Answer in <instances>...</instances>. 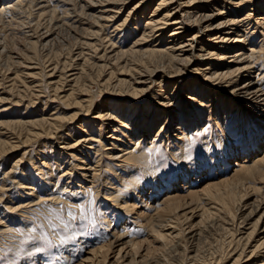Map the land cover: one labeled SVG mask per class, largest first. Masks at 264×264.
I'll return each mask as SVG.
<instances>
[{
  "label": "rangeland",
  "instance_id": "374dc122",
  "mask_svg": "<svg viewBox=\"0 0 264 264\" xmlns=\"http://www.w3.org/2000/svg\"><path fill=\"white\" fill-rule=\"evenodd\" d=\"M64 1L65 2L61 5H57L58 7H56V9L55 5L51 4V6H54V8L52 7L53 10L49 11V13H52L50 16L53 15L52 18L48 16L49 13L46 16H39L40 13L34 11V7H32L34 5L32 1L24 2L25 6L23 4L22 13H14V15L0 17V97L6 98L4 101L0 102V140L6 139L4 141L6 142V146L4 148L0 147V221H2V223L0 222V264H103L99 253L95 254L93 251L101 247V245H106L107 247V244H109L108 242L111 241L113 245L108 251L104 264H209L219 257H222V260L218 264H231L239 249L242 248V244L245 242V239L239 240L240 235L249 232V223L256 219L255 216L252 220H248L246 218L247 211H249L255 203L261 202L264 205V162H258V160L264 158V137L258 144L259 147H257L255 151L252 150L247 158L243 153H240V151H235V153L231 151L227 153L228 144H230L231 141L235 142V146L237 145L236 147L241 144L242 135H240V132L245 128H251L248 124L252 126L253 116L245 115L243 112H246V110H242L240 114L237 113L235 115L237 116V120H233L231 124L228 122L224 123V126H219L216 122H212L211 120L209 121L210 123L204 121L206 120L204 119L206 116L204 114L207 113H201V109H204V106L200 107L201 109L198 108L196 99L199 96H203V99H205L206 96H212V93L201 89L199 85L195 88L190 87V90L187 88L183 89L187 86V81L191 84L194 83L195 75L192 74L193 68H191V70L187 69L188 71L185 72L183 68L176 70L177 67L175 66L177 65H175L173 69L168 66L165 67L167 70H175V76L173 75L174 80L172 79V84L167 85L162 82L161 85L163 87L167 86L176 89L178 94H170V91L167 90L168 88H165L163 93H161V91L159 92L156 84L159 79L155 81L154 85L150 86V89L147 90L143 97L137 96L136 98L125 99V101H129L127 103L128 107L122 104L124 100L121 102L119 99L113 100V97L108 94V92L99 94L95 86L98 79V71L100 70L97 66H107L108 64V71H112V75L118 77L120 76L119 66L123 65L124 62L125 68L132 67L135 69H142L144 64L142 62L147 61L146 53H142L141 55L138 54L136 55L137 57H133L131 54H125L122 56L123 58L121 55H114L113 61V57L111 56L113 54L109 55L107 52L108 50L112 49V51L116 53L130 47L132 52H142L144 48L145 50L153 49L154 47V49L161 50L166 48V44L168 43L166 40L168 35L166 34L169 32L167 29L163 30L161 32L162 35L160 34L159 37L155 34V37H148V39L146 38L141 42L140 40L137 41L139 38L138 36H140L143 31H141V28L143 29L145 27L146 18L151 15L150 10L155 7V4L158 3L159 0H118L114 1L115 4L111 1L109 3H103L101 7H104L103 9L107 12H109L108 10L110 9H114L115 5L119 8V11L116 15L113 13L110 16L112 17L115 15L112 19L109 17L107 20H101L103 21L102 23L95 22V19L87 14L88 12L82 7L85 6V1ZM138 3L139 5L135 6ZM66 9H68V11ZM69 13L71 15H69ZM35 16H37V18ZM56 18L58 21L55 20V23L54 19ZM52 20L53 22H51ZM142 20L145 22L143 23ZM18 22L20 24H18ZM25 22H27V24ZM55 24H57V26ZM53 25H55V28L51 33V41H49L50 46L49 44H39L36 40L40 35L45 33L47 29L53 27ZM253 27L254 25L251 24V22L247 25L252 36L250 40H252L253 44L255 42V45L260 43L263 44V33L260 32L259 29L257 30ZM91 31H95V34L92 36ZM96 32H99V34ZM89 38L91 39L89 40ZM254 61V67L257 68L258 71L259 68L264 69V56L262 58L260 55ZM49 63H57V71L63 73L64 76L73 71L78 72V68H80V76L78 81H76V85L80 86L81 90L89 87V93L92 99V111H101V113L110 114L114 118L111 121H106L104 118L92 119L93 114L89 116L86 115V117L83 118L84 113L71 123L67 124V122H64L63 125H61L62 128L60 127V131H58L56 135L49 134V137V135L42 134L41 137H34L33 132L38 131L40 125L33 126L37 129H32V126L26 124L22 125V122L50 118L49 116L52 117L53 115V117L61 118L66 117L65 115L67 114L68 117L74 112V108L65 109V105L61 104V102L52 101L54 93H52L50 87L43 84L44 81L40 80V77L34 78V80L31 81V78L23 76V72H27L24 65L32 64L34 67H37L34 68L36 72L45 68ZM148 65L146 68L150 67V64ZM178 67L180 66L178 65ZM62 70H67V72H61ZM13 75L15 79L10 81V79L14 77ZM125 77L127 78L128 76ZM262 81L264 82V77ZM22 83L24 84L22 85ZM33 84L38 85V87L33 86ZM44 85L46 87H44ZM262 87L264 88V83ZM153 89L155 92L152 91ZM165 92L167 93L165 94ZM35 94L39 95L36 99L34 96ZM162 94H170L171 98L174 97V95H177V98L180 97L179 100L175 97L173 104L169 102L167 103L168 105H166L169 110V118L165 121L166 123H163L165 128L161 123L157 122L153 128L150 126L147 127L148 129H142L138 125V121L148 118H162L164 116L165 111L163 110V104H166V102L162 100ZM26 95L30 96L28 97ZM211 96L208 97L212 99L210 103H216V101H218L216 97L213 96L212 98ZM185 99H187L186 102ZM47 100H49V102ZM190 102L193 106L189 104ZM30 103H32V106ZM203 103L205 102H201V104ZM145 104L147 107H144ZM107 108L109 109L107 110ZM218 109V112H221V108ZM191 110L196 114L200 113L203 121L198 123L200 120L197 116H194ZM105 111H109V113H105ZM180 112H182V118L185 120L184 124L186 125H184V127L189 130L190 138L188 143H186V146H188L186 153L189 155L186 163L192 166L193 164L198 165L199 169L197 168V172L195 173L193 171L185 172L183 168L186 166H181L180 170H176L175 164L179 165V161L171 160L168 156L169 152L167 150L171 145H174V143H171V135L164 132L167 130V126L172 125L171 123L176 117L175 114L178 115ZM249 114L253 115V112H249ZM191 116L193 117L190 118ZM222 117H224V115ZM244 118L247 121H245ZM122 120L124 121L122 122ZM56 123L57 125L61 124V122ZM133 125L134 127H132ZM30 128L31 130L29 131L28 129ZM112 128L113 130H111ZM196 128H198V130H195ZM149 132L152 133V135L154 134V136H149V139H147ZM199 132H207V139L202 138ZM132 137H138L137 140L141 142L139 146L145 149L144 153L148 163L150 165H155V170H158L155 173L157 177L154 178L156 183L153 180L156 185L155 187L152 182H148V176L143 170H137L134 178L141 186L140 188L136 187L134 190L135 192H130L129 186L127 187L123 185L125 183L121 182L120 177L124 174H128V172L126 173L122 166L124 163L122 159H113L114 155H112L114 151L119 154L118 148L124 151V149L128 148L130 150L132 146V148L135 149L136 147L134 148L133 145L134 142L129 140ZM165 137L166 140L164 139ZM150 138H152L151 142ZM82 139H87V141L80 144L82 141L79 140ZM76 141H79V143H77L78 147L76 145V148L72 150L63 151V146L73 144ZM11 146L16 147L14 148L16 151L11 152ZM205 148L208 151L205 150ZM4 149H6V152H4ZM3 153L4 155H2ZM21 155V163L15 165L14 161ZM255 163H259L258 167L252 166ZM86 164L88 166H86ZM247 167H252L249 172H245ZM66 169L71 171H67ZM26 174H29L31 177V179L27 180L29 186L22 187L20 185L23 184L20 183L24 182ZM193 178H196L194 182L192 180ZM228 178L230 180L241 179V181H244L243 186L245 189L242 191L239 189L240 192L238 191L237 194L238 197L240 195L243 196V198L245 196V198H242L241 201L235 205L232 204L230 211H220L214 214L212 218L206 217L200 222V218L196 216L202 211L200 209H205V206L208 208L210 201L208 202V200L199 196L201 199L197 198V202H188L190 201V192L196 191L198 194L203 193V190L208 185L218 184ZM27 190L29 191L28 194ZM117 194H119V196L116 198ZM171 197H174L180 202L187 201L189 204L182 206V211H179L178 223L183 226L181 227V236H177L174 240L169 238L168 243L167 240L161 243L153 238L151 224L156 225L157 223H161L159 225H166L165 227L167 228L173 225L169 224V222L166 221L165 214L161 213L165 201ZM170 202V205L176 203L174 199L170 200ZM203 202H206L204 206ZM196 204L199 206L201 205L202 208L198 206V208L194 209ZM11 205H13V207ZM235 206H237V208ZM14 207H16V209ZM184 212L188 216L190 215L189 212L193 213V217L187 221H182V213ZM156 214L158 215L155 216ZM167 228L163 229L167 231ZM119 231L120 233H118ZM191 231L192 233L196 232L195 236L192 238L189 237ZM260 231L264 232V223L262 222H260L257 227V232ZM167 232H171V230ZM114 233L116 235H123L122 239L115 242V244L113 240L115 237ZM260 236L261 234H259V237ZM259 237H254V240H257ZM130 242H134L135 245L133 246L131 244L130 246ZM250 245H252V241ZM136 247H139V249L135 254L136 256L134 255L133 261V249ZM104 249L105 248L102 250ZM249 249L250 247L248 246L245 250L246 255L241 256L238 264H256L254 261L258 260L256 259L258 257L254 256L249 257V259L247 258ZM118 250H120L119 255H117ZM120 256H122V258H120ZM260 260L261 263H264V257H260L259 261Z\"/></svg>",
  "mask_w": 264,
  "mask_h": 264
},
{
  "label": "bare ground",
  "instance_id": "6f19581e",
  "mask_svg": "<svg viewBox=\"0 0 264 264\" xmlns=\"http://www.w3.org/2000/svg\"><path fill=\"white\" fill-rule=\"evenodd\" d=\"M25 1H32L34 3V5L32 7H34V11H38L40 13L39 16L40 15H45L46 16L49 13V11L53 10L54 6H51V4H54L55 5V9H56V7H58L57 5H61L62 3L65 2L64 0H0V17H5V16L7 17L9 15H14V13H22V6H23ZM84 1H85L86 4H85V6H82V7L84 8V10H86L88 12V13L87 12L86 13L90 17L95 19L94 20L95 22H101L102 23L103 21H101V20H107V18H109L113 13L116 15L118 13V11H119V8L116 5L114 6V9L108 10L109 12L104 10L103 9L104 7L103 8L101 7V5H103V3H109L111 1L112 3L115 4L114 1H118V0H83L82 2H84ZM142 1H145V0H142ZM72 2H73V0H72ZM80 4H82V3H80ZM137 5H139V3L136 4L135 6H137ZM24 6H25V4H24ZM66 10L68 11V9H66ZM150 11H151V13H150L151 15L148 18H146L147 21L145 23V27L143 29L141 28V31L142 30L143 31L141 32L140 36L137 35L139 37L137 39V41L140 40V42H141V41L145 40L146 38L148 39V37H153L155 34H157L156 36L159 37L161 32L163 30L167 29V30H169V32L166 34V35H168L167 39H166L167 42H168L166 44V48L164 50L154 49L155 47L153 49H149L150 48V46H149V48H148L149 50H145V48H144V50H142V52H138V51L137 52L136 51L132 52L131 51L132 49H130L131 48L130 47V48L126 49V50L124 49V50L118 51L116 53L113 52L112 49L108 50L107 52L109 53V55L113 54V55H111L113 57V59H112L113 61H114V55H117V56L121 55V57H122L125 54H128V55L131 54V56L137 57L136 55H138V54L141 55L142 53H146L147 54L146 55L147 61L146 62H144V61L142 62V63H144L143 67H145V68L142 67V69H138V68L135 69V68H132V67H128V65H127L128 68H125V65H124L125 62L120 60V61L124 62V64L122 63L123 65L119 66L120 74L119 73H117V74H119L120 76H118V77H114L112 75L113 72L112 71H108L109 70L108 69L109 68L108 64H107V66L106 65L97 66V68L99 67L100 70L98 71L99 74H98V79H97V81L95 83V86H96L97 90L99 91V94H102L104 92H108V94H110L113 97V100L119 99L120 102L122 100H124L123 101L124 103L122 102V104H125V105H127L126 107H128L127 103L129 101H125V99H127V98L128 99L136 98L137 96H140V97L142 96L143 97V95H145L147 90L150 89V86L154 85L155 81H157L158 79H159V81L156 84H157L159 92L161 91V93H163L165 88L166 89L168 88L167 90L170 91V94H176L177 93L176 89H173V88H170V87H167V86L163 87L161 85L162 82L166 83L167 85L172 84L171 81L173 82V80H174L173 77L175 76L174 75V71L175 70H172V71L171 70H167L165 67L168 66L169 68L173 69V67L175 65H177V66H175V67H177L176 70H178L179 68L180 69L183 68V71H185V72L188 71L187 69L191 70V68H193L192 69L193 70L192 74L195 75V81H194L193 84H196V85H193L189 81H187V86L184 87L183 89L187 88L188 90H190L189 89L190 87H194L195 88V87H197L199 85V86H201L200 87L201 89L206 90L209 93H212V96L210 95L212 98L214 96V97H216V100H218V101H216V103L212 104V103H210L212 99L208 98L210 96H206V98L203 99V96H199L198 95L199 97L196 99V102L198 104V108L204 106V109L200 108L202 110L201 113H203V112L207 113V114H204V115H206L204 117V119H206V120H204V121L209 122L211 120L212 122H216V124H218L219 126H221V125L224 126V123H228V122H230V124H231L233 122V120H235V119L237 120V118H236L237 116H235V115L237 113L240 114L242 112V110H244V111L246 110L247 113L243 112V113H245V115L253 116L252 126L247 123L248 126L251 127V128H245V129H243L240 132V135H242L241 144L238 147H236L237 145L235 146V142L231 141V143L228 144L229 147H228V152H227V153H230L232 151L233 153H235V151H240V153H243L246 156V158L249 157L251 151L252 150L255 151V149L257 147H259L258 144L260 143V141L264 137V88L262 87V84L264 83L262 81L263 77H264V69L263 68L262 69L259 68V71H258V69L255 68L254 64H253V61L257 57H259L260 55L263 58V56H264V42H263V44L260 43V44L255 45L256 44L255 42L253 44L252 40H250V37H252V36H251V33L249 32V30L247 28V25L250 24V22H251V24L254 25L255 29H257V30L259 29L260 32H262L263 35H264V0H159V2L155 4V7L152 10H150ZM50 14H52V13H49L48 16H50ZM69 15H71V14L69 13ZM115 15L110 17V19L115 17ZM52 16H50V17L52 18ZM57 16H59V15H57ZM35 17L37 18V16H35ZM43 20H44V18H43ZM55 20H57V18L54 19V22H55ZM51 22H53V20ZM83 22H85V21H83ZM95 22H94V24H95ZM142 22H143V20H142ZM25 23L27 24V22H25ZM18 24H20V23L18 22ZM28 24H32V23H28ZM55 25L57 26V24H55ZM55 25H53V27H50L49 29H47V31L45 33H43L42 35H40L39 38L36 41H38V43L41 44V45L49 44V46H50L49 41H51V33H52V30L55 28ZM59 25H61V24H59ZM54 32H55V30H54ZM96 33L99 34V32H96ZM94 34H95V31H91V36L94 35ZM90 39L91 38H89V40ZM159 40H161V39H159ZM166 40H165V42H166ZM135 44H137V43H135ZM37 47H39V46H37ZM48 52H47V54H48ZM164 52H167V53H164ZM111 56H109V57H111ZM77 57H78V55H77ZM43 59H41V60H43ZM72 60H74V59H72ZM33 63H35V62H33ZM110 63H112V62H110ZM56 64L57 63H54V64H50L49 63V65H46L45 68H42L41 70L36 71V72L34 71V68H37V67H34L32 64H28L26 66L24 65V67L26 68L27 72H25V73L23 72V76H26V78H31L32 79L31 81H33L34 78H37V77L39 78L40 77L39 79L44 81L43 84H45L46 86L50 87L51 90H52V93H54L53 96H52V101L61 102V104L65 105L64 106L65 109L74 108V112L71 113L68 117H67V114L65 115L66 117H61V118L53 117L54 116L53 115L52 117L49 116L50 118H42V119H38V120H31V121H26V122H22V123L18 122V123H21L22 125L26 124V125L32 126V127L40 125L39 126L40 129L38 131H34L33 132V136L37 138V137H41L42 134H46L47 136L49 134L50 135L51 134H55L56 135V133H58V131H60V127H61V125H63L64 122H67V124L71 123L74 120H77L84 113L85 114L83 115V118L86 117V115L89 116L91 114H93V118L92 119H102V118H104V120H106V121L107 120L111 121L114 118L110 114H103L104 112L101 113V111H97V112L92 111V109H93V108H91L92 99H91V94L89 93L90 92L89 91V87H87L84 90H81L80 86L76 85V81H78L79 76H80V68H78V72L73 71V72H71V73H69V74L64 76L63 73H59L57 71L58 70V66H57L58 64L57 65ZM148 64H150V67L146 68V66ZM178 65L180 67H178ZM158 66H160V67H158ZM93 71H94V69H93ZM122 71H124V72H122ZM61 72H67V70H65V71L62 70ZM125 76H128V77L126 78ZM87 77H88V75H87ZM14 79H15V76L13 78H11L10 81H13ZM29 82H30V80H29ZM88 83H90V82H88ZM164 83H163V85H164ZM23 84L24 83H22V85ZM43 84H41V85H43ZM45 85H44V87H46ZM33 86L38 87V85H34V84H33ZM26 87H27V84H26ZM81 87H82V85H81ZM36 91H39V90H36ZM83 91H85V92H83ZM152 91L155 92L154 89ZM190 92H192V91H190ZM208 92H207V95H208ZM35 93H37V92H35ZM166 93L167 92H165V94ZM193 93H194V91H193ZM170 94L169 95L162 94L163 95L162 96V100L166 102V104L165 103L163 104V106H164L163 110L165 111L164 116L162 115L163 116L162 118H154V119L153 118H148V119H142V120L138 121V125L142 129L150 127V126H152V128H153V126L156 125L157 122L161 123L163 125V127H164L163 123L169 118L168 117L169 110H168V108L166 106V105H168L167 103L170 102L171 104H173V101H174L175 97L178 100L180 98V97L177 98V95L176 96L174 95V97L171 98ZM205 94H206V92H205ZM26 96H28V95H26ZM34 96H35V99H36V97H38L39 95L35 94ZM101 97H104V96H101ZM186 97H187V94H186ZM5 99H6L5 97H0V102L4 101ZM186 100L187 99H185V102H186ZM47 101L49 102V100H47ZM136 101H138V100H136ZM201 102H205V103L201 104ZM19 103H21V102H19ZM33 103H34V101H33ZM30 104L32 106V103H30ZM189 104H191V102ZM109 107H111V106H109ZM130 107H131V105H130ZM144 107H147V105L145 104ZM211 107H212V109H211ZM218 108H221V112H218L219 111ZM108 109L109 108H107V110ZM192 112L194 113V111H192ZM249 112H253V115L249 114ZM105 113H109V111H105ZM146 113H147V111H146ZM189 113H190V111H189ZM195 114L196 113H194V116H197L198 119L200 120V121H198V123L203 121L202 120L203 118L200 116V113H198L196 115ZM19 115H21V114H19ZM117 115H119V114H117ZM223 115H224V117H222ZM175 116L176 117L173 119L174 121L171 123L172 125H169V123H168L169 126L166 127L167 130L164 132L166 134L169 133L171 135V143H174V145H171L169 147V149L167 150L169 152L168 156L171 158V160L179 161V165L175 164V169L176 170L177 169L180 170L181 166H184V167L186 166L185 168H183L185 172L193 171L195 173V172H197L198 165H194L192 163L193 164V166H192V165H187L188 163H186V160L188 159V156H189L186 153V151L188 149V146H186V143H188V141L190 140V138H189V130L184 127V125H186V124H184L185 120H183V118H182V112L178 113V115L175 114ZM247 116H246V118H247ZM58 117H60V116H58ZM192 117L193 116H191L190 118H192ZM124 120H122V122ZM244 120H245V118H244ZM90 121H91V119H90ZM245 121H247V120H245ZM56 122H58V123L61 122V124L57 125ZM114 123H115V121H114ZM161 124H160V126H161ZM112 125H113V122H112ZM135 125H137V124H135ZM78 126H80V125H78ZM160 126H158V127H160ZM132 127H134V125ZM32 129H37V128L33 127ZM28 130L30 131L31 128L28 129ZM80 130H81V128H80ZM111 130H113V128ZM195 130H198V128H196ZM149 131H150V129H149ZM149 133H148V136H147L148 138L147 139H149V136H151V137L154 136V134L152 135V133H150V134ZM199 133L202 135V138H206L207 139V135H206L207 132L206 133L205 132H199ZM114 134H115V132H114ZM169 134H168V136H169ZM50 135H49V137H50ZM76 138H77V136H76ZM113 138H115V137H113ZM137 138L132 137V138L129 139L130 141L134 142L133 145H134V148L136 147L135 149H133L132 146H131L130 150H129L128 147H127L128 149H124L123 148L124 151L118 148V152H119L120 155L116 151H114V153L112 154V155H114L113 159L121 158L122 161L124 162L122 166L124 167L125 172L126 173L128 172V174H124L123 173L124 175H122L120 178H121V182L125 183L123 185H126L127 187L129 186V191L130 192H135L134 190L136 189V187L140 188V186H141V184L138 181H136L135 178H134V176H136L137 170L138 171L139 170H143L145 172V174H147V176H148V182H152L154 187L156 186L154 184V181H155L154 178L157 177V176H155L156 175L155 173L158 171V170H155V165H152V164L150 165L148 163V160L146 159V155L144 153L145 149L142 146H139L141 144V142H139L137 140ZM61 139H63V138H61ZM126 139H127V137H126ZM164 139L166 140V137ZM5 140H2V141L0 140V147L4 148L6 146L5 145L6 142H4ZM79 141H82L80 144H83V142L87 141V139L86 140L82 139V140H79ZM79 141H76L73 144H68V145L65 144L66 146L62 145L63 146V151L72 150V149L76 148V145H77V143H79ZM151 141H152V138H150V142ZM168 142H169V140H168ZM67 143H69V142H67ZM86 144H88V143H86ZM169 145H170V143H169ZM112 146H114V145H112ZM127 146H128V144H127ZM77 147H78V145H77ZM14 148H16V147H13V146L10 147L11 152L16 151V150H14ZM230 148H232V149H230ZM238 149H240V150H238ZM4 150H5L4 152H6V149H4ZM205 150H207V149L205 148ZM222 151H224V150H222ZM227 153H226V155H227ZM2 155H4V153ZM23 157H24V155H23ZM58 157H59V155H58ZM21 159H22V155L17 160L14 161V164L15 165H19L21 163V161H22ZM79 160H81V159H79ZM258 162L259 163L264 162V158L258 160ZM181 163H182V165H181ZM27 164H28V162H27ZM30 164H29V166H30ZM41 164H42V161H41ZM258 164L255 163L252 166L258 167ZM68 166H69V164H68ZM86 166H88V165L86 164ZM76 167H78V166H76ZM29 168H31V167H29ZM82 168H84V167H82ZM251 168L247 167L245 169V172H249L251 170ZM87 169H89V168H87ZM242 169H243V167H242ZM67 171H71V170H67ZM182 174H183V172H182ZM25 176L26 177L24 179V182L20 183V184H23V185L19 184L22 187H28L29 183H28L27 180L31 179L29 174H26ZM195 179L196 178L192 179L193 182L195 181ZM11 180H12V178H11ZM41 181H42V179H41ZM155 183H156V181H155ZM16 184H17V182H16ZM10 185H12V184H10ZM14 185H15V183H14ZM145 185H147V184H145ZM243 185H244V181H241V179L230 180L228 178V179H225V180H223L222 182H220L218 184L208 185L203 190V193L198 194V193H196V191L190 192V201H188V202H197L198 201L197 198L201 199V197H203L205 200H208V202L210 201V205L208 204V208H206V206H205V209L204 208L203 209L199 208L202 211L201 212L199 211L200 213L196 217L200 218L199 220L201 222L203 220V218H206V217H211L212 218V216L214 214H217L220 211H228V210L230 211L231 207H232V204H234V205L237 204L243 198V196H240V195L238 197V194H237L239 189H240V191L245 189ZM2 188H4V187H2ZM1 191H2V189H1ZM9 191H10V189H9ZM28 192L29 191L27 190V194H28ZM43 194H44V192H43ZM239 194H241V193H239ZM118 196H119V194L116 195V198ZM199 196H201V197H199ZM53 197H52V199L54 200ZM2 198H3V196H2ZM244 198H245V196H244ZM172 199H174L176 201V203L173 204V205H170L171 204L170 200H172ZM185 202H186V204H185ZM188 202L187 201H182V202L177 201L174 197L168 198L165 201L164 207L161 209V213L165 214L166 221L169 222V224H173V225L167 228V227H165L166 225H163V224L159 225L161 223H159V224L157 223L156 225L150 223L151 224V233L153 234V236H154L153 238L155 240H158L161 243H164L167 240V243H168V239L169 238L171 240H174V238H177V236L178 237L181 236V232H182V228L181 227H183V226H182V224L178 223V217H179L178 215H179V211H182V209H183L181 207L189 204ZM3 203H5V202H3ZM29 203H31V202H29ZM32 203H33V201H32ZM35 203H36V200H35ZM205 203L206 202H203V206L205 205ZM11 206L13 207V205H11ZM198 206L199 205L196 204L194 209L198 208ZM199 207L202 208L201 205ZM235 207L237 208V206H235ZM14 208L16 209V207H14ZM189 213H190L189 216L185 212L182 213L183 214L182 221H187L191 217H193V213H191V212H189ZM157 215L158 214H156L155 216H157ZM255 216H256V219H254L252 222L249 223V225H250L249 226L250 227L249 232L244 233V235H240L239 240L245 239V242L242 244V248L239 249L238 253L235 252V253H237V255H236V257L234 258V260L232 261L231 264H238L240 262L241 256H245L246 255L245 254V250L248 248V246L250 247V249L248 251V257L247 258L249 259V257H254V256L258 257V258H256L258 260L254 261V263H256V264H264V263H261V260L259 261L260 257H264V232H261V231L257 232V227H258L259 223L260 222L264 223V205H263V203H261V202L255 203V205L253 204V207L250 208L249 211H247L246 218L248 220H252L253 218H255ZM160 217H162V216H160ZM163 220H164V218H163ZM172 221H174V222H172ZM0 222L2 223V221H0ZM235 224H237V223H235ZM163 228L164 229L167 228L166 230L167 231L171 230V232H167ZM118 233H120V231ZM195 233H192V231H191L190 232L191 235L189 237L192 238L193 236H195ZM259 234H261L260 237H259ZM114 236H115L114 239H113L114 240V244H115V242L120 241V239H122V237H123V235H120V234L119 235L115 234ZM254 237H259V238L257 240H254ZM251 241H252V245H250ZM108 243L109 244H107V247H106V245H103V246L101 245V247H98L96 250L93 251L95 254L99 253V255L102 258V261H103L102 263L103 264L105 263V259L107 257L108 251L111 249V246L113 245L112 241L108 242ZM129 244H130V246H131V244L133 246L135 245L134 242H130ZM175 244H176V242H175ZM103 248H105V249L102 250ZM138 249H139V247H136V248L133 249V255H132V260L133 261H134V255L136 254ZM184 250H185V248H184ZM233 251H234V249H233ZM117 253H118L117 255H119L120 250H118ZM120 258H122V256H120ZM221 260H222V257H219V258L213 260V262L209 263V264H218ZM257 262H259V263H257Z\"/></svg>",
  "mask_w": 264,
  "mask_h": 264
}]
</instances>
